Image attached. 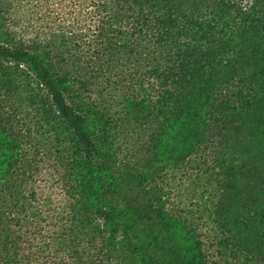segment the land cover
I'll return each mask as SVG.
<instances>
[{
    "label": "trees",
    "instance_id": "obj_1",
    "mask_svg": "<svg viewBox=\"0 0 264 264\" xmlns=\"http://www.w3.org/2000/svg\"><path fill=\"white\" fill-rule=\"evenodd\" d=\"M0 264H264V0H0Z\"/></svg>",
    "mask_w": 264,
    "mask_h": 264
},
{
    "label": "rangeland",
    "instance_id": "obj_2",
    "mask_svg": "<svg viewBox=\"0 0 264 264\" xmlns=\"http://www.w3.org/2000/svg\"><path fill=\"white\" fill-rule=\"evenodd\" d=\"M31 131L40 133L42 130L39 128L38 123L32 122ZM123 134L125 136L128 135L126 132H123ZM135 137L137 136L135 135ZM124 140L125 138L120 137L116 141L120 157L130 162L137 161L140 157L141 145L137 139H129L127 142H123ZM252 144L255 145L257 143ZM208 168V165L206 167L196 157V159L187 163L185 167L166 172V175H162L158 179V184L162 187L163 201L187 216L195 213L197 208L208 205L209 200L207 201V198H209L210 185L213 184L215 186L213 180H210L215 175L211 171L212 177L210 178V170Z\"/></svg>",
    "mask_w": 264,
    "mask_h": 264
}]
</instances>
